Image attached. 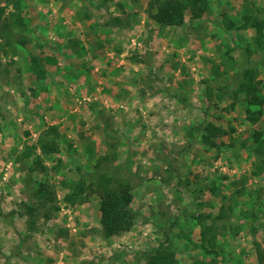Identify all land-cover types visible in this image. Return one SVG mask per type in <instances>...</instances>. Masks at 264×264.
<instances>
[{
    "label": "rangeland",
    "instance_id": "obj_1",
    "mask_svg": "<svg viewBox=\"0 0 264 264\" xmlns=\"http://www.w3.org/2000/svg\"><path fill=\"white\" fill-rule=\"evenodd\" d=\"M150 1L0 0V264H145L160 250L264 264V105L252 122L232 93L249 66L264 92V34L243 27L264 0H209L173 27ZM209 122L226 130L219 146L202 137ZM102 177L130 186L137 216L112 237Z\"/></svg>",
    "mask_w": 264,
    "mask_h": 264
},
{
    "label": "trees",
    "instance_id": "obj_2",
    "mask_svg": "<svg viewBox=\"0 0 264 264\" xmlns=\"http://www.w3.org/2000/svg\"><path fill=\"white\" fill-rule=\"evenodd\" d=\"M103 1L107 2L108 0ZM149 4L151 9L150 15L155 21L160 25L172 27L182 26L185 23V15L187 12L192 18H200L209 8V0H151ZM19 19L20 18H17V20ZM116 20L120 21L121 19L117 17ZM227 24L229 27L233 26V22H227ZM247 26L256 28L261 37L262 34H264L263 18L246 15L243 27ZM38 62L36 57H32L31 64L36 72V69H41L40 62ZM35 65L37 67H35ZM256 73L257 71L250 66L246 67L244 70H238L235 77L234 89L232 90L234 95L244 96L246 110L252 122H256L260 119L264 105L263 87L256 81ZM253 106L255 108H253ZM204 131L202 135L203 139L212 146H219L214 138L226 132L225 128L213 122H209L205 126ZM254 137L259 146L264 145V137L261 139V133H255ZM39 141L41 148L45 152L55 151L56 144L54 141L51 142V140H49V142L42 138H40ZM259 169L261 168L259 167ZM213 191H215V189H213ZM82 192L83 186L80 185L72 194L66 196L67 203H72L74 200L81 198ZM97 192L100 198L99 210L101 213L104 235L106 237H112L131 230L136 223L137 216L132 207L133 195L130 191V186L123 181H114L112 178L102 177V180L97 185ZM51 194L52 192L48 184L46 182H41L37 190V196L38 199L41 200V203L48 202L49 198L52 196ZM27 213L32 215L34 211H31L30 207ZM225 215L226 212L224 211L219 214L217 218L224 219ZM210 232L211 230L203 232L205 238L208 237V233L211 234ZM208 238L207 242H209L210 246L204 243L203 248L207 252H210V249L214 248L215 239ZM174 259L175 257L172 252L160 250L148 256L145 264H175Z\"/></svg>",
    "mask_w": 264,
    "mask_h": 264
}]
</instances>
